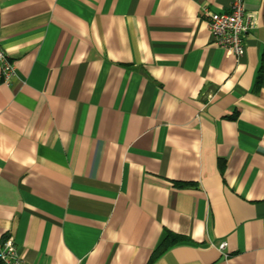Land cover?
<instances>
[{
    "label": "crops",
    "instance_id": "obj_1",
    "mask_svg": "<svg viewBox=\"0 0 264 264\" xmlns=\"http://www.w3.org/2000/svg\"><path fill=\"white\" fill-rule=\"evenodd\" d=\"M234 1L0 0L18 75L0 78V246L28 264H264V0H243L240 58L206 17Z\"/></svg>",
    "mask_w": 264,
    "mask_h": 264
},
{
    "label": "built area",
    "instance_id": "obj_2",
    "mask_svg": "<svg viewBox=\"0 0 264 264\" xmlns=\"http://www.w3.org/2000/svg\"><path fill=\"white\" fill-rule=\"evenodd\" d=\"M229 12H206L211 41L223 49L227 55L242 57L245 54V37L257 25L255 14L247 13L243 0H235ZM17 70L0 43V78L5 85L17 79ZM226 243L219 246L223 251ZM1 264H28L18 254L13 238H7L0 246Z\"/></svg>",
    "mask_w": 264,
    "mask_h": 264
},
{
    "label": "trees",
    "instance_id": "obj_3",
    "mask_svg": "<svg viewBox=\"0 0 264 264\" xmlns=\"http://www.w3.org/2000/svg\"><path fill=\"white\" fill-rule=\"evenodd\" d=\"M177 241H179V238L173 235H168L166 243L160 247L159 251L168 249L171 245L175 244Z\"/></svg>",
    "mask_w": 264,
    "mask_h": 264
}]
</instances>
